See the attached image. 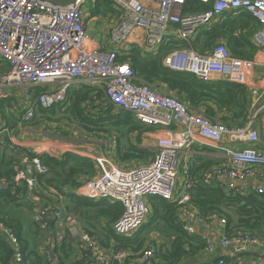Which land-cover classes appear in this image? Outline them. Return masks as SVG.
I'll return each mask as SVG.
<instances>
[{
  "label": "built area",
  "instance_id": "obj_1",
  "mask_svg": "<svg viewBox=\"0 0 264 264\" xmlns=\"http://www.w3.org/2000/svg\"><path fill=\"white\" fill-rule=\"evenodd\" d=\"M187 0H111L120 11L118 22L109 29L113 49H102L88 28L89 6L95 0H74L59 5L46 0H0V102L14 98L10 90H20L19 101L27 104L21 115L22 122H30L35 108L47 110L64 101L68 85L100 89L108 103L132 113L142 123L170 128L155 141V152L143 165L120 168L96 158L97 171L85 184L83 194L97 200L119 202L123 208L120 217L111 227L115 234L129 236L140 230L150 215L147 198L159 197L175 202L180 207L181 228L190 236L203 242L206 253L214 252V235L218 236L221 255L232 259L250 250L258 243V235L250 231L228 234L215 229L225 226L226 218L217 212L200 214L190 202L192 182L186 181L183 191H177L180 155L194 146L220 147L224 139L241 144H255L264 138V88L252 90V103L242 125H233L205 116L175 95L161 91L146 82L138 83L128 62L116 58V50L124 45L138 30L144 32L145 51L156 53L164 42L189 43L202 29L218 21L224 13L242 11L255 18L257 29L252 38L264 53V0H196L209 4L198 12H184ZM87 6V8H86ZM243 59L232 56L223 42L216 43L209 51L199 53L192 47L173 48L162 58L169 70L191 74L201 81L214 79L233 83L243 81L246 66ZM62 83L53 87L48 84ZM43 88L34 97L31 90ZM41 149L31 155L24 153L15 166L13 176L17 184L23 182L29 191L38 194L49 190L43 179L49 168L40 158ZM228 162L207 169L205 181L215 178L229 194L241 191L240 184L249 182L253 193L264 201V185L255 183L258 168L264 167V151L254 147L224 148ZM264 175V174H262ZM0 179V184H5ZM55 220L65 224L69 234L81 242L90 256L95 253L96 242L83 231L73 213L64 210L62 203L49 212ZM46 211L39 209L34 219L46 225ZM14 253L11 264H23V255L16 235L0 222ZM60 237H55V241ZM44 253L53 259L54 242L46 238ZM114 264H151L154 247L148 246L132 255L114 246L108 248ZM99 259V258H98ZM219 264H226L219 259Z\"/></svg>",
  "mask_w": 264,
  "mask_h": 264
},
{
  "label": "trees",
  "instance_id": "obj_2",
  "mask_svg": "<svg viewBox=\"0 0 264 264\" xmlns=\"http://www.w3.org/2000/svg\"><path fill=\"white\" fill-rule=\"evenodd\" d=\"M208 8L209 4L196 0H187L183 5L184 12H198ZM108 9L116 11L113 8L111 0H95L94 7L89 6V14L101 15V11L103 15ZM256 29V20L250 14L242 11L235 13L227 12L212 25L200 30L189 43L170 41L161 44L156 53L145 54H142L139 48L135 46L130 49L120 48L116 50V58L120 62L129 63L135 72L138 83L146 82L153 87L158 86L169 94L175 95L190 107L201 111L207 117L215 116L216 107L224 109L225 114L219 118L221 121L226 123L232 121L242 125L249 113L247 108L249 104L246 102L248 93L246 86L226 80L201 81L191 74L169 70L162 64V58L173 48L187 46L192 47L199 53H205L216 43L223 41L232 56L250 59L256 50V46L249 39V36ZM5 68H7L5 64L0 66V69ZM83 89L68 93L69 100L67 102L68 108L66 109V113L68 112L70 116H76L81 121H84L86 123V130L91 123L95 124L96 127L109 123L120 129L122 128L120 125L123 124L130 131L147 129L143 127L144 125L142 126L141 121L133 119L132 113L118 109L112 104H107L101 99L102 94L99 92V89L90 86H84ZM42 90L43 88L36 87L32 93L36 95ZM91 128L93 132L97 129ZM7 149L6 145L4 150L2 149V152H0V164L4 158V152L7 153ZM30 154L33 155V153ZM39 156L49 168L48 174L43 177L45 183L60 190L63 189L61 188L63 186H77V177L82 179L95 173L93 160L86 156H80L72 152H65L59 157L51 156L48 153H42ZM10 160L12 165L8 167L6 172L0 169V177H4L6 182L5 184H0V222L11 229L16 235L23 255V264H54L50 261L52 259L46 260L37 249L38 243L42 242L44 238L40 224L32 220L29 223L27 231L23 229L22 224H16L18 218L16 220L15 212L12 209L23 205L22 200H25L24 196L26 197L27 188L23 182L16 185L13 180L14 168L20 162L18 156L16 159L10 157ZM147 201L148 205H151L150 215L140 227V230L144 226L148 229V223L154 221L157 224L151 228L161 233L173 230L178 235V238L174 240L176 247L172 253L168 252L164 248V245L162 248H155L156 254L165 260H171L175 256H177L176 260H179L182 255L186 254L187 250L192 251L193 249L203 248V242L199 237L190 236L181 228L179 222L180 207L175 202L155 196L148 197ZM190 202L202 215L217 212L224 216L226 218V232L228 234L233 233V229L235 228H238L240 231L252 232H258L264 228V221H261L264 217V201L256 197L255 194L240 197L239 194H227L220 184L211 186L204 182H192ZM110 203L112 204L106 202L100 203V206L96 208L97 215H105L109 218V221L114 222L122 214L123 208L119 202ZM229 205L233 207V212L241 217L238 218L236 224L234 222L235 219L223 208L224 206L229 207ZM243 215H247V217L242 218ZM157 220L158 222H156ZM13 221L15 222L13 223ZM140 230V233L137 231L138 233L135 232L136 234L134 233L135 235L132 237L130 236L133 234L120 236L113 232L112 239L120 246H116L118 249L122 247L124 250L133 252L132 255H134L143 248V238L141 237ZM31 233L34 234L33 242L31 239L32 246L29 245L27 237ZM67 234L64 233V237L54 246L55 250L60 253V258L66 259V261L62 260L58 264H71L68 262V258L72 253L71 245L74 242V238L68 237ZM46 238L54 242V244L56 243L55 236H46ZM45 239L43 244L46 241ZM184 244L187 250L183 248ZM82 252L86 258L90 255L87 251L83 250ZM13 253V247L9 244L4 234L0 232V264H11ZM75 264H80V262Z\"/></svg>",
  "mask_w": 264,
  "mask_h": 264
},
{
  "label": "crops",
  "instance_id": "obj_3",
  "mask_svg": "<svg viewBox=\"0 0 264 264\" xmlns=\"http://www.w3.org/2000/svg\"><path fill=\"white\" fill-rule=\"evenodd\" d=\"M115 10L116 11H113V9H108L105 14L103 13V15L91 14L89 16L88 28L95 35L96 42L102 49L108 50L114 48V43L108 35V30L113 27L121 17L120 11L117 9ZM104 15L110 16V18L112 17V22L109 21L107 24L99 26L98 28L96 22L99 21L100 16ZM249 37V39L256 46V50L254 51L250 59H243L247 61L246 66L244 67L242 72L243 81L237 83L246 86L248 92L246 96V102L247 104H249V106L247 107L248 112L252 103V90H260L264 88V53L261 52L257 47L252 38V34ZM223 43L225 44V42ZM124 45H126L128 49L135 46L139 48L142 54L147 53L144 47V32L142 30H138L135 35H131L129 41ZM48 85L57 87L61 86L62 83ZM68 86L69 87L67 88L66 96L63 102L47 110L36 107L34 118L30 123L22 122L20 120L22 113L27 108V104H25L21 100L19 101V89L10 90V92L13 94V97H18L17 101H15L14 98H7L5 100H8L9 104L5 103V100L0 102V152H2V149L4 150L6 145L8 148L6 150L7 153L4 152V158L2 160V163L0 164V169L3 172L7 171L8 167L12 165L10 157L16 159L18 156L19 161H21L24 153H34L41 149L44 150L45 147L52 150L49 152L43 151L41 152V154L48 153L51 156L59 157L65 152H72L80 156L91 158L95 164V173L89 177H85L82 179L77 177V186H63L61 187L63 189L60 190L54 186H49V184H46L51 188V191H39L38 194H34L33 191H29L28 189H26V197L24 196L25 200H22L23 205L17 207V209L21 211L24 216H22V214L18 215V211H16L15 209V218L16 220L18 218L16 224H22L25 231H27L29 223H31L32 220L40 224L42 228L41 232L44 233V238L42 242L38 243L37 249L46 260L48 259L45 257V253L43 251V241L46 236L48 237L53 235L55 237H60V239L57 240L54 244V246H56V244L64 237V233H68V237L74 238V242L71 245L72 253L68 258V262H70L71 264H75L78 262H80V264H114L110 254L108 253V248L110 246H114L115 248L120 246L112 239L113 230L111 225L113 222L109 221V218L105 215H97L96 210L97 206H100V203L102 202H106L108 204L112 203L107 200H97L94 198H90L83 194V192L86 191L85 184L87 183V181L96 175V158H103L107 161L108 165L112 164L120 168H132L146 164L156 150V139L159 136L164 135L166 130L173 131L176 128L175 126H171L170 128L166 129L158 127L153 128L140 122L142 126L144 125L143 127H146L147 129L140 131H130L126 128L120 129L119 127L117 128L110 125L109 123H106L100 126L103 131L102 135L104 138L94 139L93 131L92 133L86 129H83L82 132H80V134H82L83 136H79L76 139L78 131L72 130L69 134V121L67 119H65L67 120L65 123H57L49 120L50 116H54V114L60 116V119H63L61 118L62 116L67 118L71 117L68 112L66 113V109L68 108L67 102L69 100L68 93L84 90V85L73 82ZM154 87L161 91L167 92L164 89L159 88L158 86ZM33 90H31V97L35 96L32 93ZM99 92L102 94L101 99H103L107 104H110L107 102L105 95L102 91H100V89ZM224 114V109L216 107L215 116H213L212 118L221 121L219 118H221ZM132 116L133 119L140 121L133 114ZM227 123L239 125L232 121H229ZM248 146L264 151V140L259 141L255 144H241L236 142H229L228 140L224 139L220 142V147H212L209 145L194 146L189 151L182 152L180 155L177 191L182 192L184 183L189 180L193 183L204 182L211 186L218 185V182L215 178H211L210 180L205 181L202 177V174L212 166L222 165L228 162V156L224 148ZM258 170L259 173L255 177V183L264 185V175H262L264 174V167H260L258 168ZM0 179L5 180L4 177H0ZM250 185L251 184L249 182L241 183V191L236 195L239 194L240 197L249 196L251 194L254 195L253 190L250 189ZM223 188L225 189L226 193L229 194L226 188ZM256 197L258 196L256 195ZM60 202L62 203V207L64 210L70 211L76 217H78L83 231L91 236L92 239L96 242L95 253L99 259L90 256L89 254L88 258L84 257L82 254V251L84 249L81 246V242L77 240L76 237H73L69 234L65 224L59 222L58 220H55L52 217V214L49 213L50 211L57 209ZM149 206L151 208L150 204ZM223 208L229 215H231L235 219L234 222L236 224L238 218L241 217L233 212V207L229 205V207L224 206ZM39 209L46 211L44 218L46 221V225H43L40 221L34 219V213ZM244 217L246 218L247 215L242 216V218ZM261 221H264V217ZM14 222L15 221H13V223ZM156 222H158V220ZM155 224L157 223H154V221L149 222L148 229H146V226H144L140 230L141 237L143 238L142 247L145 248L151 246L158 249L159 247L162 248V246L165 245L164 248L168 252L172 253L173 249L176 247L174 240L178 238L177 232L175 234V232L171 230L170 232L161 233L160 231L151 228ZM235 224L233 223V225ZM216 228L226 230V225H216L215 229ZM233 231V233H229L232 235L237 232H244V230L240 231L238 230V228L233 229ZM253 233H256L258 235V243H256V245L253 246L250 250L242 253L238 259H232L227 254L225 255V253L224 255H221L222 252L218 236L214 235L213 253H206L203 248L193 249L192 251H190L186 249L184 244L183 248L187 251L186 254L182 255L179 260H176L177 256H175L171 260H165L162 259L160 255L155 254V257L153 258L151 264H219V259L222 258L225 260L226 264L228 262H233L234 264H264V228L261 231ZM135 234L131 235L130 237L134 236ZM36 238H38V236H36ZM29 245L32 246L33 243L29 242ZM54 246L53 250H51L53 259L50 261H52L54 264H58L62 260L66 261V259H63L62 257L60 258V253L55 250ZM121 249L123 248L121 247Z\"/></svg>",
  "mask_w": 264,
  "mask_h": 264
},
{
  "label": "rangeland",
  "instance_id": "obj_4",
  "mask_svg": "<svg viewBox=\"0 0 264 264\" xmlns=\"http://www.w3.org/2000/svg\"><path fill=\"white\" fill-rule=\"evenodd\" d=\"M86 8H87V6H86ZM100 9H102V8H100ZM100 14L102 15V12L100 11ZM112 17L110 18V16H107V15H104V16H100V18H99V21L98 22H96V25H97V27L99 28V26H102V25H104V24H107L109 21H111L112 22ZM91 24V23H90ZM108 35H109V30H108ZM93 37H94V40H96V38H95V35L93 34ZM106 38H108V37H106ZM230 53V52H229ZM5 103H7V104H9V101L8 100H5L4 101ZM12 102H13V99H12ZM15 104V103H14ZM61 118H63V119H60V116H57V114H54V116L52 115V116H50V119L49 120H51V121H53V122H57V123H65L67 120L69 121V123H68V126H69V134H70V132L72 131V130H75V131H78V134L76 135V139H77V137H79V136H83L82 134H80V132H82V130L83 129H85V122L84 121H81L78 117H76V116H71L70 118H67V117H61ZM65 119H67V120H65ZM78 121V122H77ZM91 127H93V128H97L96 129V131L93 133L91 130H92V128ZM99 127V128H98ZM98 127H96V125L95 124H93V123H91L90 125H88V128H87V130L89 131V132H92L93 133V138L94 139H97V138H104L103 137V135H102V129H101V127L100 126H98ZM120 127H122V128H125V126L123 125V124H121L120 125ZM262 140H264V138H262L260 141H262ZM45 149H47L46 147H45ZM7 208H10V207H7ZM6 208V209H7ZM12 211L13 212H16V211H18V215H20V214H22V216H24V214L23 213H21V211H19L17 208H16V211H15V209H12ZM27 237H28V241L29 242H31V239H32V242H33V237H34V234L33 233H31L30 235H27ZM31 242V243H32Z\"/></svg>",
  "mask_w": 264,
  "mask_h": 264
},
{
  "label": "water",
  "instance_id": "obj_5",
  "mask_svg": "<svg viewBox=\"0 0 264 264\" xmlns=\"http://www.w3.org/2000/svg\"><path fill=\"white\" fill-rule=\"evenodd\" d=\"M51 3L59 4V5H67L72 3L74 0H46ZM227 264H234L233 262H228Z\"/></svg>",
  "mask_w": 264,
  "mask_h": 264
}]
</instances>
